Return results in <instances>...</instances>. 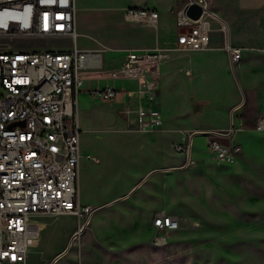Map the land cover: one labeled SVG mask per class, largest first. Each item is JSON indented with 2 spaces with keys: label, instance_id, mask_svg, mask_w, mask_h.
Segmentation results:
<instances>
[{
  "label": "rangeland",
  "instance_id": "rangeland-1",
  "mask_svg": "<svg viewBox=\"0 0 264 264\" xmlns=\"http://www.w3.org/2000/svg\"><path fill=\"white\" fill-rule=\"evenodd\" d=\"M212 27L217 46L220 24ZM68 46L65 39H0V51H57ZM250 50L253 54L239 63L252 65L244 77L238 65L236 72L227 70L221 77L203 71L198 80L179 53L170 55L166 62L172 69L168 74L160 69L154 95L165 126L154 133L136 130L125 96L111 102L83 92L77 96L81 153L99 159V164L81 160L79 199L82 205L102 209L57 264H264V130H255L264 113V44ZM204 77L206 82L196 83ZM251 103L260 109L253 120L245 121L242 111ZM230 117L235 131L226 143L240 147L239 159H216L205 139L196 136L193 163L181 169L183 158L173 149L178 132L227 127ZM156 213L171 215L180 225L170 244L159 249L149 244ZM35 221L40 231L24 264H51L75 219L42 215ZM139 234L141 240L133 242V235Z\"/></svg>",
  "mask_w": 264,
  "mask_h": 264
},
{
  "label": "built area",
  "instance_id": "built-area-1",
  "mask_svg": "<svg viewBox=\"0 0 264 264\" xmlns=\"http://www.w3.org/2000/svg\"><path fill=\"white\" fill-rule=\"evenodd\" d=\"M191 4L202 8L199 19L186 16ZM125 19L156 27L154 10L129 8ZM213 23L222 21L206 0H186L175 16L176 40L172 47L154 45L151 49L128 50L121 65L99 73V79L136 82L134 92L110 87L86 91L102 102L125 96L131 104L128 114L141 134L163 128L155 102L160 66L176 53L204 52L213 38ZM65 39L72 50L0 51V264H24L40 231L35 219L42 215L72 216L75 228L65 247L51 261L54 264L78 243L90 229L94 215L102 207L82 205L78 179L83 158L99 164V159L83 156L76 100L82 92L81 71L98 67V56L76 48L75 0H0V39ZM231 66L241 61L242 48L223 45ZM264 130V113L255 122ZM235 128L225 131L194 129L179 131L174 151L183 158L181 169L193 163V139L201 136L209 153L218 160L239 159L238 145L226 143ZM180 229L175 217L156 213L152 218L150 246L163 248Z\"/></svg>",
  "mask_w": 264,
  "mask_h": 264
},
{
  "label": "crops",
  "instance_id": "crops-1",
  "mask_svg": "<svg viewBox=\"0 0 264 264\" xmlns=\"http://www.w3.org/2000/svg\"><path fill=\"white\" fill-rule=\"evenodd\" d=\"M185 1L75 0L76 48L95 54L99 60L98 67L87 68L81 71L83 77L82 92L86 93L89 90L105 89L106 87L134 92L137 87L136 82L99 79L95 75L117 69L123 62L128 50L151 49L156 44L168 48L172 47L176 40L175 16L177 11L183 8ZM206 1L211 11L221 19L226 28V34L221 31L222 36L218 39L220 44L217 46H215V35L210 41L207 51L189 52L187 54L179 53L180 61H187L186 68L192 72L197 80L201 77L203 71H214L220 77L225 76L227 70L236 72L235 68L239 63L233 67L231 66L229 57L223 50V45L226 41L232 47L243 49L241 60L244 56L248 58L249 54H253L254 51L252 50V52L250 49L263 46L264 44V0ZM129 8H143L156 11L158 17L156 27L138 25L127 21L125 19V11ZM218 29L220 30V27ZM72 49L73 44L70 41V46L62 50ZM251 66L247 62L240 64L238 67L239 76L244 77ZM161 68H164L165 74H168L172 69L171 63L165 61L161 64ZM206 81L207 79L204 77L203 80L196 83L200 82L199 84H202L201 82ZM250 105H253V109L251 110ZM259 109L260 106L258 105L247 104L246 108L242 111L243 119L245 121L253 120L257 116ZM162 119L164 128L165 119L163 115ZM231 120L232 117H230V122ZM232 124L234 126V120H232ZM229 126L230 123L228 121V126H225L226 129L224 126L204 128L218 131L227 130ZM178 139L179 135L175 136L174 140L177 141ZM74 228L75 225L71 232ZM150 230H152V220ZM141 238L140 234L133 235L132 240L133 242H139Z\"/></svg>",
  "mask_w": 264,
  "mask_h": 264
},
{
  "label": "water",
  "instance_id": "water-1",
  "mask_svg": "<svg viewBox=\"0 0 264 264\" xmlns=\"http://www.w3.org/2000/svg\"><path fill=\"white\" fill-rule=\"evenodd\" d=\"M201 14H202V8L198 6L197 4H191L186 9V16L192 20L199 19Z\"/></svg>",
  "mask_w": 264,
  "mask_h": 264
},
{
  "label": "bare ground",
  "instance_id": "bare-ground-1",
  "mask_svg": "<svg viewBox=\"0 0 264 264\" xmlns=\"http://www.w3.org/2000/svg\"><path fill=\"white\" fill-rule=\"evenodd\" d=\"M72 248V246L67 250V252L66 253H68V251L70 250ZM66 255V254H65ZM28 257V256H27ZM60 260V259H59ZM58 260V261H59ZM54 264H57L56 262L54 263Z\"/></svg>",
  "mask_w": 264,
  "mask_h": 264
}]
</instances>
